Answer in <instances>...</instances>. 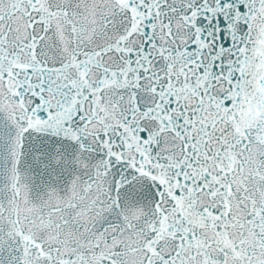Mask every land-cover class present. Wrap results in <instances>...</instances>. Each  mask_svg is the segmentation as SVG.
<instances>
[{
    "label": "snow or ice",
    "instance_id": "1",
    "mask_svg": "<svg viewBox=\"0 0 264 264\" xmlns=\"http://www.w3.org/2000/svg\"><path fill=\"white\" fill-rule=\"evenodd\" d=\"M0 264H264V0H0Z\"/></svg>",
    "mask_w": 264,
    "mask_h": 264
}]
</instances>
